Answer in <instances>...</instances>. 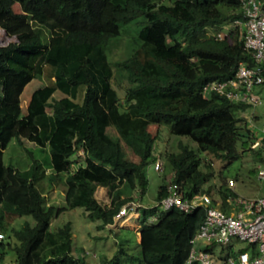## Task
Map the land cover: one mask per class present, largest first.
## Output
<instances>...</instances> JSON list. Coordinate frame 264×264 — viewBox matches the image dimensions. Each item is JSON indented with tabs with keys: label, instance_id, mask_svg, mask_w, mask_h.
Listing matches in <instances>:
<instances>
[{
	"label": "trees",
	"instance_id": "16d2710c",
	"mask_svg": "<svg viewBox=\"0 0 264 264\" xmlns=\"http://www.w3.org/2000/svg\"><path fill=\"white\" fill-rule=\"evenodd\" d=\"M239 4L0 0V14L24 18L33 29L29 37L0 46V264H91L88 251L78 252L73 245L71 222L52 229L51 220L63 210L83 207L103 228L114 223L127 201L140 202L155 139L151 123H166L170 133L196 144L193 149L179 142V150L164 152L171 181L184 195L206 192L228 210L226 198L235 193L223 178L222 187H201L206 173L199 167V152L226 162L245 152L264 157L250 146L256 130L240 114L247 105L217 93L204 96L201 87L232 76L240 62L254 64L235 23L242 17ZM227 21L234 26L225 31ZM219 31L225 32L221 38ZM122 40V52L109 60L106 50L118 49ZM34 77L45 82L23 108L20 93ZM113 79L124 86L123 97ZM55 92L62 96L55 97ZM13 139L35 146L27 149L31 162L26 168L3 161ZM204 162L211 167V159ZM56 183H62L60 207L46 197ZM97 186L106 187L108 205L95 197ZM166 187H159L157 201L166 195ZM138 211L136 251L118 245L111 256L102 255L100 264H184L205 207L184 212L154 205L139 206ZM156 211V219L146 223ZM25 215L34 222L24 219L13 225ZM225 250L231 252L233 246Z\"/></svg>",
	"mask_w": 264,
	"mask_h": 264
},
{
	"label": "rangeland",
	"instance_id": "374dc122",
	"mask_svg": "<svg viewBox=\"0 0 264 264\" xmlns=\"http://www.w3.org/2000/svg\"><path fill=\"white\" fill-rule=\"evenodd\" d=\"M236 23V22H235ZM233 22L225 24L224 29L228 31ZM31 23L24 18H15L7 13L0 14V46L8 41L20 40L32 35ZM242 32V27H241ZM212 32V31H211ZM223 32V31H222ZM121 46L117 49L115 47H109L106 50L109 60L117 58L123 49V40L120 42ZM114 58V59H113ZM45 81L41 78L34 77L29 80L23 87L20 93L21 104L26 107L32 91ZM127 83L123 80V85ZM112 85L116 88L119 96L123 97V87H118L113 79ZM262 101L257 105L254 110L260 117L264 118V89H262ZM55 97L62 96L61 93L55 92ZM51 108L48 107V111ZM253 112V106H249L246 111L240 114L247 119L251 118ZM255 123L256 121L253 120ZM149 130L155 135L153 148L151 155L146 166V172L148 177V185L146 192L143 194L140 202H137V210L129 211L125 216L119 220L114 219V223L107 225V227L98 228L99 221L90 219L83 207H74L63 210L57 217L52 218L51 228L54 229L59 225L71 222L73 233V245L78 252L88 251L86 258L91 264H100L102 255L111 256L115 252L118 245L122 247H129L130 251H136V244L138 241L137 231L140 228L139 218V206L151 207L156 204L159 187L167 183L166 178H170V165L165 158V151H177L179 150L178 143L182 142L189 148L196 149V144L193 140L185 137L174 135L169 132L166 123H151ZM34 149L35 146L28 140H24L22 144H19L15 139L11 140L3 151L4 163H13L18 168H26L31 159L27 149ZM81 150L76 153L75 160H80ZM201 157V163L199 167L206 173V179L202 182L201 187H222V178L227 180L232 177L234 179L233 192L243 197H257L264 195V179L259 178L257 171L259 169L264 170V159L252 154V152H245L241 157L231 162H226L222 159L216 158L205 152H199ZM161 158L165 164V171L162 174H157L154 169V160ZM205 157V159H203ZM211 159V167H208L204 160ZM44 184L48 187L47 180H44ZM227 185V184H226ZM135 195V194H134ZM46 197L48 203L57 207L63 206V192L62 183H56L53 187H49L46 191ZM95 197L102 205H108L110 198L107 195L106 187L97 186L95 190ZM216 198V197H215ZM217 199V198H216ZM159 214V211L149 215L147 222L154 221V217ZM138 216V218H137ZM24 219L29 220L31 223L34 220L28 216H21L14 221L16 227L20 226ZM100 236V237H99ZM237 247H246L247 243L242 240L236 241ZM11 255V252H9ZM12 256V255H11Z\"/></svg>",
	"mask_w": 264,
	"mask_h": 264
},
{
	"label": "built area",
	"instance_id": "2783aa9c",
	"mask_svg": "<svg viewBox=\"0 0 264 264\" xmlns=\"http://www.w3.org/2000/svg\"><path fill=\"white\" fill-rule=\"evenodd\" d=\"M239 3L242 17L235 22L242 27L243 45L251 52L254 64L240 62L232 76L203 83L201 93L204 96L212 93L223 95L231 101L246 104L247 109L253 106L248 121L256 130V136L250 146L258 149L264 157V118L254 110L262 101L261 91L264 89V0H239ZM224 35V31L216 33L218 38ZM154 169L157 174L164 172L161 158L154 160ZM257 174L264 179L263 169H259ZM166 180L167 193L155 204L159 209L177 207L190 212L199 205L205 207V216L190 239L191 246L184 264H264V195H229L226 198L228 210H224L220 206L221 201H213L208 193L199 192L189 197L183 194L178 183L171 181V177ZM234 184L232 177L227 179L230 189L233 190ZM131 210H137L134 200L123 204L114 219L119 220ZM2 237L0 232V239ZM237 240L245 241L247 247H237ZM229 245L233 246L231 252L225 250Z\"/></svg>",
	"mask_w": 264,
	"mask_h": 264
},
{
	"label": "crops",
	"instance_id": "0c3cea01",
	"mask_svg": "<svg viewBox=\"0 0 264 264\" xmlns=\"http://www.w3.org/2000/svg\"><path fill=\"white\" fill-rule=\"evenodd\" d=\"M137 218H138V216H137ZM139 219V218H138ZM137 233V235H138V239H139V233H138V231L136 232Z\"/></svg>",
	"mask_w": 264,
	"mask_h": 264
}]
</instances>
